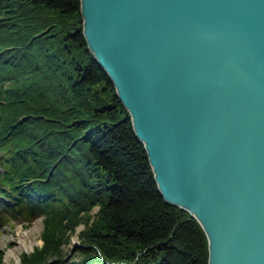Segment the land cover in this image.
Returning <instances> with one entry per match:
<instances>
[{"label":"trees","instance_id":"16d2710c","mask_svg":"<svg viewBox=\"0 0 264 264\" xmlns=\"http://www.w3.org/2000/svg\"><path fill=\"white\" fill-rule=\"evenodd\" d=\"M6 213L42 216V243L19 264H207L203 229L160 195L87 46L80 0H0V218ZM79 221L77 258L67 261L63 247Z\"/></svg>","mask_w":264,"mask_h":264},{"label":"water","instance_id":"95a60500","mask_svg":"<svg viewBox=\"0 0 264 264\" xmlns=\"http://www.w3.org/2000/svg\"><path fill=\"white\" fill-rule=\"evenodd\" d=\"M164 200L207 264H264V0H80Z\"/></svg>","mask_w":264,"mask_h":264},{"label":"rangeland","instance_id":"374dc122","mask_svg":"<svg viewBox=\"0 0 264 264\" xmlns=\"http://www.w3.org/2000/svg\"><path fill=\"white\" fill-rule=\"evenodd\" d=\"M127 111V110H126ZM98 207H92L90 216L95 217ZM6 218H0V250L2 251V264H19L21 252H29L35 246L42 243L43 230L42 216L27 219L23 215L12 216L5 214ZM89 219L92 221V216ZM85 222L79 221L74 227L68 242L64 244L65 260L77 258L76 246H78L77 234L84 230Z\"/></svg>","mask_w":264,"mask_h":264}]
</instances>
